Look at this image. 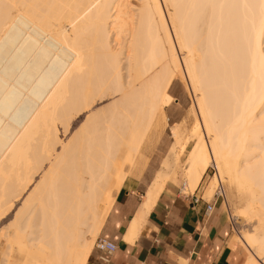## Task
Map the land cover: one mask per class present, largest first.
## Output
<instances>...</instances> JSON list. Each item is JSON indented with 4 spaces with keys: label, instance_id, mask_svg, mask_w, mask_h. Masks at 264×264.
Wrapping results in <instances>:
<instances>
[{
    "label": "bare ground",
    "instance_id": "1",
    "mask_svg": "<svg viewBox=\"0 0 264 264\" xmlns=\"http://www.w3.org/2000/svg\"><path fill=\"white\" fill-rule=\"evenodd\" d=\"M182 80L193 103L168 124ZM166 125L146 203L183 157L194 190L213 166L247 264H264V0H0V222L21 200L0 264H84Z\"/></svg>",
    "mask_w": 264,
    "mask_h": 264
},
{
    "label": "crops",
    "instance_id": "2",
    "mask_svg": "<svg viewBox=\"0 0 264 264\" xmlns=\"http://www.w3.org/2000/svg\"><path fill=\"white\" fill-rule=\"evenodd\" d=\"M160 138L153 152H147L143 174L128 175L121 184L95 238L114 243L116 250L106 254L94 241L84 264H247V253L233 237L232 220L222 208L225 199L217 197L213 211H205L210 192L209 184H204L207 172L194 190L177 164L156 198L146 203L156 169L148 177L146 172L158 156ZM179 177L183 182L178 183Z\"/></svg>",
    "mask_w": 264,
    "mask_h": 264
},
{
    "label": "rangeland",
    "instance_id": "3",
    "mask_svg": "<svg viewBox=\"0 0 264 264\" xmlns=\"http://www.w3.org/2000/svg\"><path fill=\"white\" fill-rule=\"evenodd\" d=\"M125 61V60H124ZM126 69L124 70V73H126ZM182 82V83H181ZM185 82V83H184ZM182 81H179L177 82L174 87L172 86L171 89H170V95L173 97V100L171 101V103L165 107V118L167 119V123L168 124H174V123H179L181 122L186 116H187V112H188V109L190 107V105L193 103V101L191 99H193V96H192V93L189 89V86H188V83L184 80ZM179 84V85H178ZM185 86V87H184ZM184 89V90H183ZM183 90V91H182ZM174 91V92H173ZM176 91V92H175ZM179 91V92H178ZM183 93V94H182ZM188 93H191L188 95ZM191 95V97H190ZM182 96H184L182 98ZM111 99L108 98L104 101H101V104L100 102L96 103L94 105V108L93 109H97V108H100V105L101 107H104L106 106V104L110 101ZM175 100V101H174ZM184 100V101H183ZM192 101V102H191ZM172 106V107H171ZM171 109V110H170ZM85 112L82 113V115H79L77 116L76 118L73 119L72 123L70 124V128H68V131H66L64 134V136H62V132L63 131V128L59 125L58 126V134L59 137H61L62 139H66L69 135V132L71 130H75L77 129L80 125H81V122H83V120L85 119ZM70 130V131H69ZM169 127L166 125V127L164 128V130L160 133L161 135V138H160V141H159V144L157 146V150H158V153H157V157L156 159L150 164V167L149 169L147 170V177L156 169H159L161 167V157L162 155L164 154V152L166 151V149L168 148L170 142H171V138H170V132H169ZM60 132V133H59ZM184 159V160H183ZM160 160V161H159ZM159 161V164L157 166V162ZM180 166H182L183 168L186 167V164H185V157L182 158V160L180 161L179 163ZM182 167L179 168V172L181 173V171H183ZM156 170L154 172H156ZM154 172H153V175H154ZM215 172L213 173V170L208 168L207 170V174L204 178V184L205 186H207L209 184V188H210V192H209V195H206L207 198H211L213 195H214V191H215V188L217 187L216 184H213V185H210V180H211V177L212 175H214ZM152 175V177H153ZM151 177V179H152ZM36 179H39V176H36L35 177ZM180 178V177H179ZM150 179V180H151ZM183 182V179L180 178L178 183H181ZM225 186V185H224ZM21 200H18L16 203H15V206L13 208V210L9 213V215H7L6 218H4L1 222H0V229L3 228V226L5 227L8 223H10L12 221V219H14V214L15 212L17 211V209L21 206ZM222 208L225 210L224 206L222 205ZM226 214L228 215V212L225 210ZM230 218V217H229ZM230 220V219H229ZM232 221V224H233V237L234 238H237L238 234L236 232L235 229L241 231V230H244V228L246 227L245 226V223L240 220V221H237L235 218L231 219ZM248 228V226H247ZM96 238V237H95ZM95 241V239H94ZM94 243V242H93ZM94 245V244H93Z\"/></svg>",
    "mask_w": 264,
    "mask_h": 264
},
{
    "label": "built area",
    "instance_id": "4",
    "mask_svg": "<svg viewBox=\"0 0 264 264\" xmlns=\"http://www.w3.org/2000/svg\"><path fill=\"white\" fill-rule=\"evenodd\" d=\"M209 168L213 170V173L215 172V169L213 168V166ZM185 186H186V183H182V187L185 188ZM222 192H223L222 186L219 185L218 188L215 190L214 195L208 199V202L205 208V211L207 213H211L213 211L214 202H215V199H217V197H221V199L223 200ZM196 201H197V198L194 197V202ZM95 247L106 254H111L116 250V245L114 243L107 241L105 239H102V238H97L95 240Z\"/></svg>",
    "mask_w": 264,
    "mask_h": 264
}]
</instances>
